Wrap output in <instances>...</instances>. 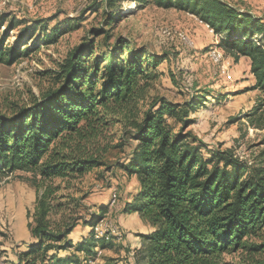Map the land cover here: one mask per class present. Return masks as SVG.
I'll list each match as a JSON object with an SVG mask.
<instances>
[{
  "label": "trees",
  "instance_id": "16d2710c",
  "mask_svg": "<svg viewBox=\"0 0 264 264\" xmlns=\"http://www.w3.org/2000/svg\"><path fill=\"white\" fill-rule=\"evenodd\" d=\"M153 1L197 15L220 35L218 46L234 60L250 57L253 86L264 94L263 16L227 0ZM104 4L106 25L93 27L92 35L70 50L55 71L56 84L29 104L0 111V177L15 170L32 171L42 179L66 177L103 164L82 142L97 132L107 115L121 108L131 110L146 94L154 74L150 67L165 57L122 36L112 40L108 24L121 8L118 0ZM83 16L67 17L51 27L48 19L28 22L23 28L28 38L21 34L24 41L6 45L9 30L1 31L6 20L1 15L0 62L13 63L40 40L55 42ZM16 24L11 19L9 26ZM100 35L103 39L98 41ZM32 38L33 45H28ZM207 91L186 101L153 95L129 119L136 144L120 166L137 176L139 186L123 210L138 212L153 227L142 234L134 253L136 264H264V151L259 163L248 162L230 148L204 155V142L187 127L195 120L191 112L205 105ZM262 104L246 113L252 121ZM48 195L44 191L38 197L35 224L30 225L34 239L24 242L26 247L11 264H93L98 258H103L101 264H117L114 257L101 254L115 243L117 234L99 235L95 230L109 211L108 204H100L81 222L53 225ZM81 223L90 229L75 241L70 234ZM241 250L246 252L243 261L225 260V254Z\"/></svg>",
  "mask_w": 264,
  "mask_h": 264
},
{
  "label": "rangeland",
  "instance_id": "374dc122",
  "mask_svg": "<svg viewBox=\"0 0 264 264\" xmlns=\"http://www.w3.org/2000/svg\"><path fill=\"white\" fill-rule=\"evenodd\" d=\"M227 1L264 17V0ZM118 4L121 14L108 24L112 40L122 36L137 47L147 48L148 53L165 58L155 68L150 67L153 77L137 105L107 115L97 132L82 142L103 164L66 177L42 179L25 170L0 177V264L17 261V252L26 247L24 242L34 239L30 225L35 224L38 197L44 191L49 192L47 203L53 225L77 219L81 222L98 211L100 204H108L109 211L102 218L119 233L115 243L101 254L114 257L117 264H136L134 253L140 241L137 236L149 231L151 225L140 214H126L123 210L137 192L139 181L120 164L136 144L129 133V119L139 114L153 95L186 101L208 90L205 105L191 112L195 120L187 127L204 142V155L210 156L212 149L230 148L248 162L261 161L264 126L258 123L264 122V114L262 119L258 115L264 113V94L253 86L255 78L248 58L234 60L225 54L217 44L220 35L185 8L163 7L153 0H118ZM104 5V0H0V16L6 17L1 31L9 30L6 45L28 38L23 32L28 22L48 19L51 27L67 17L84 15L55 42L40 40L32 51L13 63L0 62V111L11 112L16 106L29 104L56 84L55 71L70 50L91 36L93 27L106 25ZM11 19L17 23L14 28L9 26ZM21 34L25 36L19 37ZM34 38L28 39V45H33ZM102 39V35L97 37L98 41ZM211 48L219 49L222 53L216 52L217 56L223 59L214 61ZM216 93H220L219 98L214 96ZM261 101L262 107L252 121L246 113L254 111ZM245 255L241 250L224 257L229 263H238ZM102 262L103 258H98L93 264Z\"/></svg>",
  "mask_w": 264,
  "mask_h": 264
},
{
  "label": "bare ground",
  "instance_id": "6f19581e",
  "mask_svg": "<svg viewBox=\"0 0 264 264\" xmlns=\"http://www.w3.org/2000/svg\"><path fill=\"white\" fill-rule=\"evenodd\" d=\"M207 26H209L208 24H207ZM211 49H213V48H211ZM216 52H219L220 54L222 53L221 51H219V49L217 50V49H213L212 51H211V55H212V57L211 58H213L214 59V61L216 60V61H220V60H222L223 58H220L219 56H217V53ZM95 230L97 231V233L99 234V235H103L106 231H111V232H115V233H117V231H119V230H117L116 231V229H115V227L113 228L109 223H108V221H106V219L105 218H101L97 223H96V225H95ZM119 233V232H118ZM117 233V234H118Z\"/></svg>",
  "mask_w": 264,
  "mask_h": 264
},
{
  "label": "crops",
  "instance_id": "0c3cea01",
  "mask_svg": "<svg viewBox=\"0 0 264 264\" xmlns=\"http://www.w3.org/2000/svg\"><path fill=\"white\" fill-rule=\"evenodd\" d=\"M244 58H248V60H249V67H250V63H251V59H250V57H248V56H242L239 60H242V59H244ZM126 214L139 215L138 212H128V213H126ZM80 228H82V229H80ZM78 229H79V230H78ZM89 229H90V227H89L88 225L79 224V225L76 226V228L72 231V233L70 234V236L76 241V240H78L81 236L86 235L87 232L89 231ZM75 230H76V232H79V233H75ZM152 230H153V227L151 226V229H150L149 231H147V232H150V231H152ZM137 237L139 238L140 241L136 242V239H135V241H133V242H136V244H137V243L141 244V242H142V240H143L142 236H137ZM133 240H134V239H133ZM131 241H132V240H131ZM134 244H135V243H134ZM139 244H137V247H139Z\"/></svg>",
  "mask_w": 264,
  "mask_h": 264
}]
</instances>
